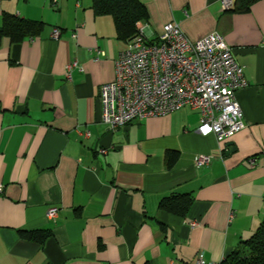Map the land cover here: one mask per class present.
<instances>
[{"label": "crops", "instance_id": "1", "mask_svg": "<svg viewBox=\"0 0 264 264\" xmlns=\"http://www.w3.org/2000/svg\"><path fill=\"white\" fill-rule=\"evenodd\" d=\"M140 1L151 40L169 23L192 41L224 36L247 83L236 93L246 128L203 136L200 111L185 106L112 131L100 91L127 48L114 19L93 0H0V28L6 14L43 23L0 43V264H197L201 254L221 264L259 228L264 0L245 12L222 0ZM200 156L210 163L197 167ZM179 195L193 199L185 217L161 208Z\"/></svg>", "mask_w": 264, "mask_h": 264}, {"label": "built area", "instance_id": "2", "mask_svg": "<svg viewBox=\"0 0 264 264\" xmlns=\"http://www.w3.org/2000/svg\"><path fill=\"white\" fill-rule=\"evenodd\" d=\"M235 2L222 0V8L231 10ZM141 24L116 61L115 79L101 87L103 123L116 131L137 119L164 117L189 106L201 113L198 133L203 136L215 135L222 142L245 129L236 93L247 83L224 36L213 32L192 41L177 23H169L151 40L146 34L148 26ZM59 35L54 30V38ZM73 66L76 63L68 69ZM210 161V156H200L196 166ZM256 163V158L249 160L251 167ZM4 191L0 184V195ZM57 212L50 209L48 217L55 218ZM197 264H205L202 254Z\"/></svg>", "mask_w": 264, "mask_h": 264}, {"label": "trees", "instance_id": "3", "mask_svg": "<svg viewBox=\"0 0 264 264\" xmlns=\"http://www.w3.org/2000/svg\"><path fill=\"white\" fill-rule=\"evenodd\" d=\"M260 0H236L232 10L245 12ZM93 9L97 16H111L114 19L120 40L128 41L138 33V24L146 23L149 13L140 0H93ZM43 23L21 19L11 14L4 15L0 28V43L3 38H10L12 43H20L41 33ZM192 197L179 195L164 199L161 208L172 214L185 217ZM46 235V234H45ZM221 264H264V218L247 241L241 243Z\"/></svg>", "mask_w": 264, "mask_h": 264}]
</instances>
